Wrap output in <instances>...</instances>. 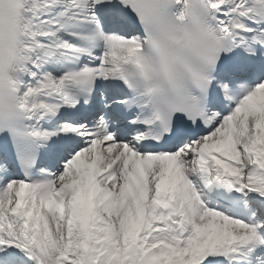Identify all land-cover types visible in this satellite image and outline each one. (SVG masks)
Segmentation results:
<instances>
[{
    "label": "snow or ice",
    "instance_id": "snow-or-ice-1",
    "mask_svg": "<svg viewBox=\"0 0 264 264\" xmlns=\"http://www.w3.org/2000/svg\"><path fill=\"white\" fill-rule=\"evenodd\" d=\"M0 264H264V0H0Z\"/></svg>",
    "mask_w": 264,
    "mask_h": 264
}]
</instances>
